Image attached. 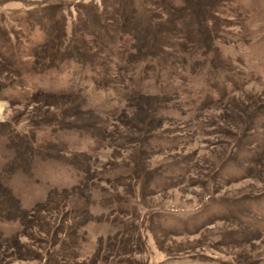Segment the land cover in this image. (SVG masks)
I'll list each match as a JSON object with an SVG mask.
<instances>
[{
    "label": "rangeland",
    "instance_id": "obj_1",
    "mask_svg": "<svg viewBox=\"0 0 264 264\" xmlns=\"http://www.w3.org/2000/svg\"><path fill=\"white\" fill-rule=\"evenodd\" d=\"M0 86V166L16 133L53 155L14 178L27 205L77 169L145 163L90 180L98 207L66 249L77 262L102 238L108 254L120 225L135 229L130 264H264V0H0ZM117 191L128 213L101 207Z\"/></svg>",
    "mask_w": 264,
    "mask_h": 264
},
{
    "label": "trees",
    "instance_id": "obj_2",
    "mask_svg": "<svg viewBox=\"0 0 264 264\" xmlns=\"http://www.w3.org/2000/svg\"><path fill=\"white\" fill-rule=\"evenodd\" d=\"M104 35L102 33V36ZM147 38L150 41L149 36L142 37L144 42L148 41ZM110 51L114 54V51L111 49ZM158 54L159 52L155 47L154 49L147 47L144 51V58L153 62L156 60L158 65L161 66L162 72H170L166 69V65L164 66L160 61ZM161 70L158 73L161 77H164L163 73H160ZM95 78L96 81L100 82L99 77ZM1 91L2 87L0 86ZM75 92L78 95L80 89H75ZM78 134L87 136V133L83 131H78ZM17 137L19 135L16 133L13 139L10 138L12 148L15 151L13 157L7 164L0 166V252L3 256L8 258V261L22 259L28 262L36 261L41 264H130L129 260L124 258L133 250L132 244L135 240V229L133 227L128 229L131 233L127 235L128 233L121 231L123 228L121 229L120 225H116L115 237L109 235V238L112 239L109 242V248L111 249H108V254L106 253L103 257L101 256V252L105 248L103 238L99 240L98 255H92L87 262H77L75 256L71 257L72 254L69 255L66 249L68 246L73 245L72 243L77 242L76 236L93 220L91 219L94 214L93 210L98 207L97 202L94 200L95 187H92L95 183L90 182V180L96 176L98 180L114 181L116 183V181H120V178L129 176L133 172L139 175L142 170L144 171V161L138 160L135 162L134 167L128 165V163L120 165L115 163L113 169L99 172L97 175L84 171L83 168H80L81 170L77 169L83 177L78 179L73 186L58 185L53 188L46 201H38L32 205H27L22 195L17 191L14 178L19 173L32 174V166L35 162L34 155L42 154L41 157L45 160H50L53 155L50 152L41 153L33 145L27 144L21 139V141L15 142ZM68 164L72 171L76 170L74 163ZM3 167L4 169H2ZM157 170L162 173H167L168 170L170 172V169H163V167H159ZM114 172L119 174L114 179L111 176L103 175L113 174ZM72 196H74L73 201ZM77 196L78 198H76ZM126 196L123 197L118 191L107 193L103 197L106 202L101 207L109 209L110 212L128 213L127 204L129 203ZM55 201L57 204H54ZM45 212L50 214L47 218L44 215ZM5 224H17L18 228L9 232L2 226ZM122 225H125V223H122ZM83 231L86 233V229ZM123 235L127 236L124 238ZM24 236L27 237V241L22 240Z\"/></svg>",
    "mask_w": 264,
    "mask_h": 264
}]
</instances>
